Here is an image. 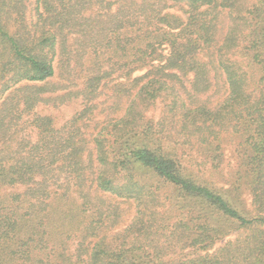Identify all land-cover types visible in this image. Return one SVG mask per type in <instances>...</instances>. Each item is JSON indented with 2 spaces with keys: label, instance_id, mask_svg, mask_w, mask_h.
I'll use <instances>...</instances> for the list:
<instances>
[{
  "label": "trees",
  "instance_id": "trees-1",
  "mask_svg": "<svg viewBox=\"0 0 264 264\" xmlns=\"http://www.w3.org/2000/svg\"><path fill=\"white\" fill-rule=\"evenodd\" d=\"M0 264H264V0H0Z\"/></svg>",
  "mask_w": 264,
  "mask_h": 264
},
{
  "label": "rangeland",
  "instance_id": "rangeland-1",
  "mask_svg": "<svg viewBox=\"0 0 264 264\" xmlns=\"http://www.w3.org/2000/svg\"><path fill=\"white\" fill-rule=\"evenodd\" d=\"M35 2L36 0H28V3H29V9L33 8L35 6ZM158 108L156 109V112L154 113L155 116L158 115ZM56 114L58 115L57 119L59 120L58 121V124H62L63 121L65 119H67L71 114H72V107H61L60 110L56 111ZM231 143L227 144L226 146V161L225 163L227 164L228 163V160H230V162H232V166L238 161L236 159V155L235 153L233 152V148H232V144L230 145ZM227 166V165H226ZM230 166V167H232ZM229 168V167H228ZM227 169V167L225 168ZM226 186H229V183L226 185ZM243 199L247 200L248 202L250 201L249 198L247 199V195L246 193H243ZM246 202V201H245Z\"/></svg>",
  "mask_w": 264,
  "mask_h": 264
}]
</instances>
